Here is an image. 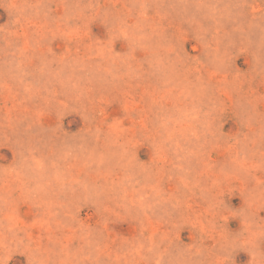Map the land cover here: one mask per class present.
<instances>
[{
  "label": "rangeland",
  "instance_id": "obj_1",
  "mask_svg": "<svg viewBox=\"0 0 264 264\" xmlns=\"http://www.w3.org/2000/svg\"><path fill=\"white\" fill-rule=\"evenodd\" d=\"M0 264H264V0H0Z\"/></svg>",
  "mask_w": 264,
  "mask_h": 264
}]
</instances>
